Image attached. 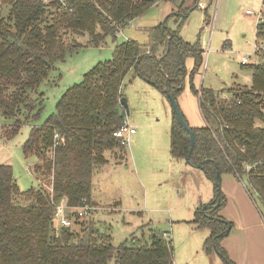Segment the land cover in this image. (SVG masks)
I'll use <instances>...</instances> for the list:
<instances>
[{
    "label": "trees",
    "instance_id": "16d2710c",
    "mask_svg": "<svg viewBox=\"0 0 264 264\" xmlns=\"http://www.w3.org/2000/svg\"><path fill=\"white\" fill-rule=\"evenodd\" d=\"M162 2L173 5L166 25L173 19L176 29L160 24L149 30L147 44L135 40L117 44L112 60L100 62L82 83L67 89L44 125L31 127L23 151L26 157L36 156L37 173L48 178L51 187L21 192L13 167L0 165V264H110L113 260L175 264L173 241L163 233L153 232L148 240L133 237L115 247L108 230L92 218L77 217L71 227H60L55 214L63 198L72 207L93 205L94 175L108 163L107 152L125 160L127 146L115 133L125 122L121 101L130 74L169 101L170 93L177 101L188 76L193 81L200 74L204 64L200 41L190 43L181 36L188 13L200 8V0H1L0 119L12 122L2 128L7 140L17 136L23 125L37 122L44 110V94L38 89L56 63L85 47L103 46L107 37L116 39ZM4 7L9 8L6 15ZM204 22L206 26L211 22L207 10ZM256 43L261 61L243 65L253 72L250 87L232 88L223 96L192 84L206 127L191 128L195 146L189 164L205 172L216 195L205 212L201 207L197 210L194 222L211 232L205 252L216 251L225 264L235 263L222 246L232 226L220 215L227 203L222 175L247 181L248 192L254 191L264 206V22L257 25ZM189 57L194 59L191 72L185 67ZM170 138L171 155L187 160L190 135L174 108Z\"/></svg>",
    "mask_w": 264,
    "mask_h": 264
},
{
    "label": "rangeland",
    "instance_id": "374dc122",
    "mask_svg": "<svg viewBox=\"0 0 264 264\" xmlns=\"http://www.w3.org/2000/svg\"><path fill=\"white\" fill-rule=\"evenodd\" d=\"M263 6V1L256 4L249 0H231L225 4V0L221 3L220 0H200V8L188 17L181 35L190 43L200 41L204 50L200 74L193 81L189 76L186 78L185 88L177 98L180 111L191 128L206 127L192 84L198 90L210 88L223 96L232 88L252 85L253 72L243 66L242 61L249 58V65L261 61L256 53V31L257 14ZM172 9L171 3H159L124 28L116 39L107 37L103 46L85 47L69 55L64 62L56 63L49 79L38 89V93L44 94L41 118L23 125L17 136L10 140L4 138L3 125L12 122L0 119V165L13 167L21 192L50 186L48 178L37 173L36 156L26 157L23 151L31 127L44 125L56 112L67 89L82 83L84 75L100 62L112 60L117 44L128 40L149 43V30L163 24ZM247 9L254 12L253 16L246 14ZM3 10L6 15L9 8ZM206 10L211 20L208 26L204 22ZM167 26L174 29V20L170 19ZM87 39L81 42L86 43ZM185 67L191 72L194 59L187 58ZM123 92L128 109L123 108L122 113L137 133L131 138L124 161L115 158L113 152L106 153L108 163L94 175L92 203L95 209L88 218L102 230H108L115 247L133 237L148 240L150 234L159 232L173 240L176 264H201L200 259L191 263L196 251L194 245L198 238L207 239L211 232L207 228L199 229L194 219L197 210L201 207L204 211L214 199L215 184L201 168L171 155L173 105L167 96L143 79L132 78V74L125 79ZM225 175L221 177L222 191ZM242 183L248 186L247 182ZM250 192L254 205L264 215V206L255 192ZM225 209L226 206L222 210ZM110 264H115V260Z\"/></svg>",
    "mask_w": 264,
    "mask_h": 264
},
{
    "label": "crops",
    "instance_id": "0c3cea01",
    "mask_svg": "<svg viewBox=\"0 0 264 264\" xmlns=\"http://www.w3.org/2000/svg\"><path fill=\"white\" fill-rule=\"evenodd\" d=\"M230 1L231 0H225V4H228ZM249 1L256 4L263 1L264 4V0ZM247 11L248 9L246 10V14ZM247 15L250 17L253 16ZM174 29H176V23ZM241 183L242 180H239L231 174L225 175L222 183V192L226 197L227 203L225 211L222 210L220 215L227 222L232 223L231 231L222 241V246L227 252L230 260L235 264H264V215L262 211L254 205L247 188L242 186ZM215 197L207 207L215 201ZM206 240L204 236H201L195 242L194 247L196 255L194 253L191 263L200 259L199 261L201 264H225L221 257L215 252L211 254L205 252L204 244ZM199 246L202 247L199 249Z\"/></svg>",
    "mask_w": 264,
    "mask_h": 264
},
{
    "label": "built area",
    "instance_id": "2783aa9c",
    "mask_svg": "<svg viewBox=\"0 0 264 264\" xmlns=\"http://www.w3.org/2000/svg\"><path fill=\"white\" fill-rule=\"evenodd\" d=\"M45 2H51L55 0H44ZM62 2V0H59ZM247 14L253 15V11H247ZM258 24L264 22V6L263 9L257 14ZM257 24V25H258ZM257 44V43H256ZM259 49L257 44L256 51ZM242 65H249V58H243ZM137 133V130L130 126L128 121H125L122 127L115 133V137L121 141L125 146H129L131 138ZM2 143V138L0 137V144ZM245 183L247 181H244ZM247 185V183H246ZM53 192V189H50ZM257 197V196H256ZM95 207L93 205H84L80 207H72L68 205L67 198H63L61 203L56 206L55 219L60 227H71L74 220L79 218H85L92 215ZM72 216V217H71Z\"/></svg>",
    "mask_w": 264,
    "mask_h": 264
},
{
    "label": "water",
    "instance_id": "95a60500",
    "mask_svg": "<svg viewBox=\"0 0 264 264\" xmlns=\"http://www.w3.org/2000/svg\"><path fill=\"white\" fill-rule=\"evenodd\" d=\"M190 13H188V15H190ZM166 22H167V19L163 22V26H165V27H167ZM169 99L171 101V104L173 105L174 111L176 113V116L178 117V120H179V123H180L181 127L183 128V130H185L186 132H188L189 135H190L191 148H190V154H189V156L187 158V162L189 163L191 153H192V151L194 149V146H195V133L192 131L191 127L188 125V123L183 118L182 113L180 111V108H179V106L177 104V101H176V99H175V97H174V95L172 93L169 94ZM121 102H122V106L125 109H128L127 100L125 98H123ZM217 180L218 181L220 180V173H217ZM219 204L220 203H218V205ZM207 208H208L207 206L204 208V212L206 211ZM213 219L219 220L218 218H213ZM230 231H231V226H229L228 229H227V232H230Z\"/></svg>",
    "mask_w": 264,
    "mask_h": 264
}]
</instances>
